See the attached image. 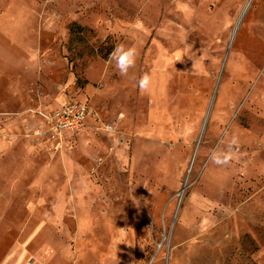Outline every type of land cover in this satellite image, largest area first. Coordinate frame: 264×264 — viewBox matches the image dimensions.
I'll list each match as a JSON object with an SVG mask.
<instances>
[{
  "label": "rangeland",
  "instance_id": "1",
  "mask_svg": "<svg viewBox=\"0 0 264 264\" xmlns=\"http://www.w3.org/2000/svg\"><path fill=\"white\" fill-rule=\"evenodd\" d=\"M1 156L0 264H264V0H0Z\"/></svg>",
  "mask_w": 264,
  "mask_h": 264
},
{
  "label": "built area",
  "instance_id": "2",
  "mask_svg": "<svg viewBox=\"0 0 264 264\" xmlns=\"http://www.w3.org/2000/svg\"><path fill=\"white\" fill-rule=\"evenodd\" d=\"M90 114L84 102L69 101L48 111L40 112L42 124L35 134L46 141L62 140L64 133H77L85 126V119Z\"/></svg>",
  "mask_w": 264,
  "mask_h": 264
},
{
  "label": "crops",
  "instance_id": "3",
  "mask_svg": "<svg viewBox=\"0 0 264 264\" xmlns=\"http://www.w3.org/2000/svg\"><path fill=\"white\" fill-rule=\"evenodd\" d=\"M5 162L8 163L9 160L7 158L4 159V156H1L0 157V164H3L4 165ZM64 162H65L66 169L68 171L70 170V172H73V170H74V164L68 158H66V157H64ZM45 192L47 193V192H51V191L48 190V188L45 187L44 193ZM50 208L53 209V211H52L53 213H55V212H61L62 205L61 204L60 205L59 204H53V206L50 205ZM55 217H57V215ZM78 256L79 257L75 259V263L76 264H116L115 257L112 258V259H110V258L102 259L101 257L95 256L94 254H92L90 257L89 256L82 257V255L81 256L78 255ZM49 264H65V262H64V259L59 258L57 261H51Z\"/></svg>",
  "mask_w": 264,
  "mask_h": 264
},
{
  "label": "clouds",
  "instance_id": "4",
  "mask_svg": "<svg viewBox=\"0 0 264 264\" xmlns=\"http://www.w3.org/2000/svg\"><path fill=\"white\" fill-rule=\"evenodd\" d=\"M117 51H120L121 58L117 61V67L121 74H125L128 67H131L134 58H135V52L132 49L124 50L122 47L118 46ZM147 77H143L140 81V86L143 88L145 84L147 83Z\"/></svg>",
  "mask_w": 264,
  "mask_h": 264
}]
</instances>
